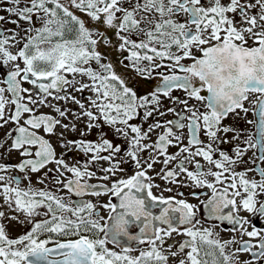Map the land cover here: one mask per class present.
<instances>
[{
	"label": "snow or ice",
	"instance_id": "1",
	"mask_svg": "<svg viewBox=\"0 0 264 264\" xmlns=\"http://www.w3.org/2000/svg\"><path fill=\"white\" fill-rule=\"evenodd\" d=\"M0 13V264H264V0Z\"/></svg>",
	"mask_w": 264,
	"mask_h": 264
},
{
	"label": "flooded vegetation",
	"instance_id": "2",
	"mask_svg": "<svg viewBox=\"0 0 264 264\" xmlns=\"http://www.w3.org/2000/svg\"><path fill=\"white\" fill-rule=\"evenodd\" d=\"M0 14H3V13H0ZM12 231H13V234H16V233L22 231V228L20 226H14V228L12 229Z\"/></svg>",
	"mask_w": 264,
	"mask_h": 264
}]
</instances>
